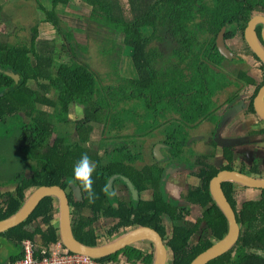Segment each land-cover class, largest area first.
Wrapping results in <instances>:
<instances>
[{"label": "trees", "instance_id": "16d2710c", "mask_svg": "<svg viewBox=\"0 0 264 264\" xmlns=\"http://www.w3.org/2000/svg\"><path fill=\"white\" fill-rule=\"evenodd\" d=\"M30 2L34 3L33 7L43 11L41 22L47 23L51 35H60L62 45L59 47L51 41L44 42V45L40 44V41L37 43L41 34L38 24L41 22L33 26L34 34L29 41L13 42L0 39V119L6 122L9 117L21 111L31 115L29 120L19 123L23 131L19 136V146L22 154L33 162L30 166L34 171L31 176L26 175L24 171L18 172L15 176L18 182L15 196L0 190V219L10 216L22 206L26 190L31 187L53 184L68 187L75 162L83 153H87L96 164L93 188L97 199L90 204L85 194L84 203L77 204V211L83 206H89L95 214L102 212L106 217H113L117 222L106 233L109 239L120 226H152L165 240L167 239L173 253L172 264H190L228 230L227 219L213 200L209 183L221 168H233L235 153L232 147H223L226 163L222 167H218L213 161L210 162L217 155L215 149L218 143L215 138L210 141L212 151L203 152L193 158L192 167L199 164L195 174L200 181L195 186H189L187 192L182 195L189 201L188 206L179 205L167 194L162 179L165 172L160 163L135 168L133 163L138 155L135 158L120 156L115 152L112 140L115 139L114 136L121 135L120 130L128 132L129 136L132 135L129 133L131 127L126 128L128 122L132 123V128H140L135 119L122 120L128 113V103L133 102L135 108L130 110L127 116L147 117L148 126L145 133L153 134L158 125L170 124L169 127L163 128L165 131L161 139L162 149L168 151L170 159L180 160L182 154H176L175 150L188 143L189 129L195 128L204 120L210 119L217 123L221 118L216 114V109L222 106V101H216L217 95L227 90L230 85L235 86L236 91L228 90L227 92L231 93L225 102L223 101L233 103L240 96V85L256 84V78L248 73L250 64L245 63L243 59L225 58L216 46V37L223 26H227L226 39L243 33L254 11L264 10V0ZM79 5L85 9L90 7V14L78 11ZM62 9L76 11L73 16L80 23L77 28L84 31V36H89L91 48L86 43L75 41L73 29L63 25L59 18V11ZM115 33L123 34L121 42L117 43L114 39ZM105 39L108 40L107 45H102ZM38 45H41L42 49L39 50ZM92 49L104 54L111 70L105 71L104 74L99 71L91 57L87 56ZM124 49L128 51L134 69L129 73L130 76L118 71L121 69V60L117 59V55ZM101 54H97V58ZM255 58L259 61L258 57ZM233 62L242 65L237 71V78L228 77L224 68L226 63ZM261 68L264 70L263 63ZM12 73L18 74L20 80L17 81ZM31 80L35 87L29 85ZM263 83L264 79L257 84L252 97L249 98L248 112L255 113L253 99ZM52 91L53 97L49 96ZM71 102L86 104L85 117L76 121L73 126L68 125ZM38 104L51 107L52 112L39 108ZM142 106H146L148 112L137 113V109ZM35 112L38 114L33 115ZM168 113L178 116L168 120ZM160 118L164 121H160ZM96 124L102 125L99 141L111 142L104 150L101 145L97 148L91 146L93 141L90 146L85 145L92 133L99 131ZM60 129H63L65 134L51 142L52 133ZM180 130L184 132L179 133ZM74 131L78 132V137L72 141L71 134ZM110 131L117 134L112 136ZM260 132L264 134V127ZM98 148L102 149L104 154H116V157H108L106 161L101 158ZM184 156V160H188L186 153ZM259 165L257 161L254 162L251 172L262 175ZM156 173L158 177L155 176ZM114 174L127 175L139 191L151 187L153 198L141 200L138 197L136 200L124 202L116 196H106L103 189L108 188V180ZM236 187L237 185L230 181L223 183V189L241 225L240 237L231 251L208 264H264V189H260V194L255 199L246 200L239 205L235 196ZM6 195L7 202H2L1 198ZM54 200L52 196L43 198L28 219L0 233V239L5 238L22 245L24 239L34 240L37 234L42 236L45 245L56 242L58 229L54 223ZM193 203L203 208L202 216L195 221L185 218L190 214ZM165 216H169L173 221L171 233L167 232ZM95 219L96 217L80 216L74 221L76 237L86 244L98 242L92 225ZM38 220L45 224L46 229H42L41 224L34 225ZM204 223L210 229V234L201 235L198 241L192 243V236L200 233ZM37 252L40 254V250ZM21 255L23 257V250ZM119 256L125 257L128 264H152L154 255L147 254L138 247L127 246L98 261H117Z\"/></svg>", "mask_w": 264, "mask_h": 264}, {"label": "rangeland", "instance_id": "374dc122", "mask_svg": "<svg viewBox=\"0 0 264 264\" xmlns=\"http://www.w3.org/2000/svg\"><path fill=\"white\" fill-rule=\"evenodd\" d=\"M0 1H1V4L4 6V9H3L4 11L1 12L2 17L0 18L2 19V21H5V22H1V25H0V39L9 40L13 42L14 41H26V40L29 41L32 34H34V31L32 30L33 28L32 26H34L35 24L37 25L38 21L39 22L42 21L43 11H41L39 8L33 7L34 3L30 2L31 0L29 1L28 0H0ZM76 4H79V3L76 2ZM79 6H80L79 8L80 10L78 11H81V12L85 11L87 15L90 14V10H91L90 7H87L85 9L82 5H79ZM74 12L76 11H73L71 9H62L61 11H59V18H61L63 25L69 29L77 28L78 25L80 24L74 19V16H73ZM44 23L45 22H41L40 24H38V28L41 34L39 35L40 37L37 38V43L38 41L41 42V40L51 39L50 40L51 43H55L57 46L61 47L62 40H61L60 35H57L56 33L51 35L50 27L47 25H43ZM74 24H76L77 26H75ZM76 32L77 31H74L75 41H81L82 43H86L89 45V48H91L92 42L89 36L87 35L84 36L83 35L84 33L78 34ZM115 34L116 35L114 39L117 41V43L121 42L123 34L122 33H115ZM107 42L108 40L105 39L104 41H102L101 44L107 45ZM229 42L232 43L234 41L229 40ZM21 45L23 44L21 43ZM93 45L95 46V44ZM231 46L233 47V44ZM94 49H92V51L89 52L90 54L87 53V56L91 57L90 59H92L93 64L96 65L99 71H101L103 74L105 71L109 69L111 70V66L108 65V60L104 58V54L97 52V50L94 51ZM235 50L237 49L235 48ZM123 52L117 55V59H119V57L121 59V67H120L121 69H119L118 71L123 75L130 76L129 73L133 69L131 59H130V56L127 54L128 51L126 49H124ZM97 54H101L100 57L97 58ZM63 57H64V54H63ZM31 58L33 59V63H35V58L32 54H31ZM60 58H62V55L60 56ZM241 67H242L241 63L238 64V63L233 62V63H226L224 68L226 70L233 71L234 74H232V76L234 75L233 78H235L236 72ZM253 67H251L252 68L251 72L257 77V82L262 81L264 74L262 73V71L260 74H258L257 68H253ZM248 73L250 74V69H248ZM109 82H111V80H109ZM29 84L35 87V84L33 83L32 80L31 82H29ZM248 86H245L244 84L240 85V87L238 86L241 90L240 96L244 95V93L242 92H244ZM254 89L255 87L253 86V90ZM228 90L236 91V88L235 86L230 85V87L227 88V90L217 95L216 101L217 102L222 101L220 105L225 104L224 102L227 96L231 93V92H227ZM49 95L53 97L54 92L52 91L51 93H49ZM239 100L241 101L243 99L240 98ZM245 104L246 103H242L241 105L242 107L238 111L244 110ZM85 105H86L85 102H81V103L71 102L70 109H69L68 125L73 126L75 125L76 121L81 120L83 119V117H85L86 115ZM38 106L43 107V105H40V104H38ZM224 107L225 106L223 107L219 106V108L216 111V114L224 116L225 115L224 112L226 110V108ZM46 108L48 110L49 109L52 110L51 107L46 106ZM134 108H135V105L133 104V102L128 103L127 115H129L130 110H134ZM238 111L236 112V110H234L232 111V113L236 112L235 115H237L239 113ZM141 112H145V113L148 112V108L146 106L139 107L137 109V113H141ZM25 113H26L25 111H21L19 112V114L9 117L8 121L6 122L0 119V160L4 162V164H0V170H1L0 171V183L4 184L5 186H7L6 182L8 184L13 183V179L15 178L14 175H17L19 171L20 172H22V170L24 172L26 171L25 170L26 164L27 166L30 165L29 159H27L23 154L20 155L19 153H17V151L21 150L19 147L18 138L21 134H23V131L20 128L21 125L19 123L22 120L24 121L28 120V115H26ZM127 115L125 114L124 115L125 117H123L122 120L131 121L132 119H135L137 121V124L140 125V128H136V129L141 130L142 132H144L147 129V126H148L147 117H142L141 115L140 116L138 115L136 116V118H130ZM134 116L135 114L133 115V117ZM173 116H178V115L170 114L167 117L168 120L173 118ZM228 119L229 117H227L223 121L217 122L219 124L218 125L219 129L216 130L215 133H216V137L218 138L217 140L219 141V144L221 142L222 144H225V145L231 144L232 146H234L235 156H234L232 166L234 168L243 169L246 172H251L254 166V162L257 160L258 164H260L259 169L262 175H264V136L259 135V134H250V131H244V129L240 130V128H238L239 131H243V132H240V134L235 135L234 132H236L237 129L235 127V124H233L234 119H231V121H228ZM160 121H164V119L160 118ZM128 124L129 125H126V128L130 126L132 129V123L128 122ZM95 126L99 128V131L95 133L93 132L94 134L92 133L90 140L87 141L85 145L90 146V142L93 141L91 146L97 148L99 145H101L102 149L104 150V147L105 146L109 147L111 142L103 141V140L99 141V138L102 133L100 131L102 125L96 124ZM208 129L205 130V125L201 126L200 124H198L195 126L192 132L194 133L200 132L199 133V136H200L204 131H208ZM251 129H258V128H255L254 124H251ZM178 132L183 133L184 131L180 130ZM119 133H121V135H117L118 138L114 136L115 134H117V133H114V131H110L109 133L115 138L114 140H112V146L116 150L115 151L116 153H119V155L122 157L131 156L135 158L136 155H138L135 161H140V160L149 161L153 159V154H151L150 149L148 150L146 144L139 145L140 140L132 135L131 136L127 135L128 132H124L120 130ZM64 134H65V131L63 129L57 130L54 133H52L50 140H52L55 137L62 136ZM154 138H157V135H155ZM75 139H76V136H72L71 140L74 141ZM210 140H211L210 136L205 137V140L201 142L199 141L194 142V140H192L188 145L186 144L181 149L179 150L176 149L175 150L177 152L176 154L178 153L182 154L180 158L184 159L185 158L184 153H186L188 159L191 158V160H188V161L192 162L193 158H195L196 156H199L203 152L212 150V147L207 144L210 142ZM220 147H221V144H220ZM220 147H216V150L219 151V153H221L223 150ZM102 149H97V151L101 154L102 159H105L107 161L108 157L113 158V159L116 157V154L114 155H111L110 153L109 155L104 154ZM163 152H166V150H164ZM3 157L5 159H3ZM215 160L216 162L219 161V164H221L222 161H224L223 153H221V155L220 154L216 155ZM184 162H187V161H184ZM151 163H154V162H151ZM3 169H4V172H2ZM194 169L197 171L199 169V166H196ZM191 172H192V169L188 173H191ZM155 176L158 177V173H156ZM180 181H181L180 184L185 183V180L184 181L180 180ZM188 185L189 184L186 183L185 188H187ZM186 191L187 190L184 189L182 192H180L181 196L178 199L185 201V198L182 195ZM259 194H260V190L258 189H251V188H246V187L238 186V185L235 189V196L239 201V205L246 200L255 199ZM202 211H203L202 207H200L199 205H194L193 209L190 211V215L188 216V219L195 221L197 218H199L202 215ZM209 234H210V229L204 223L201 226L200 233L192 236L191 242L195 243L197 240L200 239L201 235L208 236ZM0 264H3V263H0Z\"/></svg>", "mask_w": 264, "mask_h": 264}, {"label": "water", "instance_id": "95a60500", "mask_svg": "<svg viewBox=\"0 0 264 264\" xmlns=\"http://www.w3.org/2000/svg\"><path fill=\"white\" fill-rule=\"evenodd\" d=\"M261 17L262 16H260V14H255L251 17L245 27L244 36L254 56L258 57L260 64H264V33L263 41L256 33V25L264 22V20H260ZM226 29L227 26H223L216 37V46L219 52L229 60L242 58L246 61L248 58L247 55L233 50L230 46H228L225 38ZM12 76L17 81L20 80V76L18 74L12 73ZM241 102L243 103L242 100ZM253 105L256 116L262 123H264V83L260 86L253 99ZM241 107V104L235 105L232 111L240 109ZM224 119H226V116H223L221 121ZM217 139L218 138L216 137L218 145L221 144V147L227 146V144L225 145L221 142L219 144ZM160 146L161 144L158 143L155 149L157 159H162L164 157ZM217 162L218 164L216 165L218 167H222L223 161L221 164H219V161ZM114 177H116V175L109 178L108 189H112ZM121 179L129 186L135 196L136 191L133 189L129 178L122 176ZM226 181H230L236 185L246 188L258 190L264 189V175L246 172L239 168H221L216 175L211 178L209 183L210 193L213 200L227 219L228 230L222 238L216 240L208 247V249L200 253L190 264H208L211 261L223 256L233 249L240 237L241 225L238 222L236 211L223 189V183ZM71 186L74 187L78 194L82 193L81 189L76 184L72 183ZM46 196H52L55 199L54 215H56V223L58 222V225H55L58 229V239L63 245V247H61L62 251H70L94 259H102L112 256L136 242L150 241L154 249L152 264H168L166 261L168 257L167 240H165L163 235L156 228L149 225L136 224L134 226L126 227L124 231L116 232L110 240H106L104 242L100 240V242H97L96 244H86L85 242L79 240L73 229V215L67 191L58 184L39 185L31 189V192L25 198L22 206L15 213L6 218L0 219V233L15 227L28 219L41 200ZM164 219L167 229L168 227L173 228V221L169 218V216H165ZM35 240L41 243L40 241H42V236L37 235ZM52 245H55V243H52ZM134 247H136L135 244Z\"/></svg>", "mask_w": 264, "mask_h": 264}, {"label": "crops", "instance_id": "0c3cea01", "mask_svg": "<svg viewBox=\"0 0 264 264\" xmlns=\"http://www.w3.org/2000/svg\"><path fill=\"white\" fill-rule=\"evenodd\" d=\"M4 9V6L1 4V1H0V17H2L1 16V12L2 11H4L3 10ZM255 14H260V16H262L261 18H260V20H264V10H261V11H256V12H254V14L253 15H255ZM251 19V18H250ZM1 22H5V21H2V19L0 18V25H1ZM39 22V21H38ZM43 25H47V23L45 22ZM33 27V26H32ZM73 29V32L74 31H77L76 33H78V34H80V33H84V31L82 30V29H79V28H72ZM75 36V35H74ZM232 39H234V42H232V43H230L228 40H227V44L229 45V46H231L232 44H233V47L234 48H236V49H239L240 47H242V44L245 42V44H246V46L248 45V43H247V41H246V38H245V36H242V35H240V33H238L234 38H232ZM231 39V40H232ZM51 39H47V40H41V43L40 44H43L44 45V42H47V41H50ZM39 46V50L40 49H42L40 46L41 45H38ZM245 46V45H244ZM244 46H243V48H241L240 50H239V52L240 53H243L244 55H248V58L250 57V51L248 50V51H244L243 49H244ZM249 46V45H248ZM232 47V46H231ZM250 48V47H249ZM245 49H246V47H245ZM235 50V49H234ZM251 50V49H250ZM124 53V52H123ZM128 54V53H127ZM129 55V54H128ZM130 56V55H129ZM247 58V59H248ZM119 60H121L120 58H119ZM250 62H251V64H257V63H255V61H253V60H250ZM34 83V82H33ZM35 84V83H34ZM30 85V84H29ZM30 86H32V85H30ZM254 91L255 90H253V86L252 85H250L249 86V88L247 87V89L244 91V92H242V93H244V95H242V96H240L236 101H240L239 99L240 98H242L243 100V103H246L245 105H244V109H246L247 108V105H248V102H249V98L253 95V93H254ZM50 96V95H49ZM247 96V97H246ZM247 99H246V98ZM76 103H78V102H76ZM226 104V105H225ZM225 104H223L222 106H220V107H223V106H228L229 107V105H228V103H225ZM41 105V104H40ZM47 106V105H46ZM46 106H44L43 105V107H41V106H39V108H42V109H44L45 111H48V112H52V110H48L47 108H46ZM218 109V108H217ZM217 109H216V111H217ZM239 109H237L236 110V112L238 111ZM243 111V110H242ZM242 111H238L239 113L237 114V115H235V113H232L231 112V115L229 116V119H228V121H231V119H234L233 120V124H235V127H236V132H234V134L235 135H238V134H240V132H243V131H239V129L238 128H240V130H243L244 129V131H250V129H251V124H253L254 123V125L255 124H258L259 125V127H262L263 125H262V123H260L259 122V119H258V117L255 115V114H251V113H246V115L242 112ZM38 113H34L33 115H37ZM171 113H168V115H170ZM233 114V115H232ZM172 115V114H171ZM218 115V114H217ZM218 116H221V115H218ZM222 117H223V115L221 116V118L219 119V121H221V119H222ZM31 118V115H29L28 116V120ZM173 118H177V116H173ZM205 121V120H204ZM204 121L203 122H201L200 123V125L202 126V124L204 123ZM169 123H166V124H164V125H162V126H160V125H158V128L156 129V130H154V132H153V134L152 133H145V132H142L141 130H138V129H136V128H130L129 129V132H131V134H132V136H134V137H136L137 139H139L140 141H139V145H147V148H148V150L150 149V152H151V154H153V159H151V160H149V161H151V162H154V160H155V157H154V149L156 148V145L158 144V143H162V141H161V139L164 137V131L165 130H163V128H165V127H169ZM204 125V124H203ZM219 124L218 123H216V122H214V121H212V120H210V119H207L206 121H205V130L206 129H208V131H204L200 136H199V133H194V132H192L193 131V129L194 128H192V129H189V132H190V136H189V138L191 139L188 143H187V145L192 141V140H194V142L196 141V142H198L200 139H203L204 137H207V136H210V139H212V138H215L216 137V130H218L219 129V126H218ZM171 127H172V125H171ZM218 128V129H217ZM57 131V130H56ZM210 131V132H209ZM55 132V131H54ZM53 132V133H54ZM205 132H206V134H205ZM155 135H157V138H154L155 137ZM72 136H76V138L78 137V132L77 131H74L72 134H71V138H72ZM55 138H57V137H55ZM55 138H53L52 140H50L51 142H53L54 140H55ZM18 140H19V138H18ZM161 141V142H160ZM227 146H231L232 148H234V146H232L231 144H227ZM20 147V146H19ZM162 145L160 146V149H161V151H162V153H163V155L165 154H168V151H166V152H163V150L164 149H162ZM217 147H220V145H217ZM221 149H223V147H220ZM99 149V148H98ZM216 150V149H215ZM212 151V150H211ZM17 153H19L20 155L22 154V151L20 150V151H17ZM221 153H223V150H222V152ZM221 153H219V151H217L216 150V154L218 155V154H220L221 155ZM3 159H5L4 157H3ZM158 160H160V161H162V164L163 163H165L166 161H167V164H173L174 162H172V161H174V159H170L169 158V160H162V159H158ZM182 160H184V159H180L179 160V162H184V161H187V162H184V165H182L183 167H177V165H175V164H173L172 166H173V169L171 168V169H169V170H167L166 172H168V173H164V175H163V182L165 183V188H166V191H167V194H169L170 196H172L173 198H175V199H178L181 195H180V192H182L184 189L185 190H187L188 188H189V186H195V185H197L198 183H199V181H200V179H199V177L195 174V172H196V170L194 169L196 166H198L199 164H196L194 167H192V163L194 162V160L192 161V162H189L188 160H191V159H188V160H184V161H182ZM210 160V159H209ZM29 161V160H28ZM148 160H140V161H136V162H134L133 163V167H135V168H141L142 166H144L145 164H142V163H145V162H147V163H149V164H151V162H149ZM214 162V163H216V164H218V162H216V160H215V158H214V160H212L211 159V161L210 162ZM30 162V165L33 163L31 160L29 161ZM0 164H4V162H2L1 160H0ZM27 166V164H26V168H25V174L26 175H28V176H31L32 174H33V170L31 169V166ZM164 165H166V163L164 164ZM27 169H29V170H27ZM192 169V172L191 173H188L190 170ZM1 171V170H0ZM2 172H4V169L2 170ZM22 172H23V170H22ZM14 176H16V175H14ZM125 176V175H124ZM167 176V177H166ZM128 177V176H127ZM164 177H166V179L164 180ZM180 180H185V183L183 184H180L181 183V181ZM175 183V184H174ZM186 183H188L189 185H188V187L187 188H185V185H186ZM0 185H1V187H0V190H1V192H7V193H11V195H13V196H15L16 195V187H17V185H18V182L15 180V178L13 179V183L12 184H8L7 182H6V185L7 186H5L4 184H1L0 183ZM35 187H37V186H35ZM34 187H31V188H29V189H27L26 190V197L28 196V194L30 193V190L31 189H33ZM14 189V190H13ZM169 189H170V191H169ZM152 191L153 192V189H151V187L150 188H148V189H146L145 191H142L141 192V195L139 196V198L141 199V200H150V199H152L153 198V194H150L149 193V191ZM148 191V192H147ZM169 191V192H168ZM187 192V191H186ZM185 192V193H186ZM146 196V197H145ZM7 198H8V196L6 195L5 197H2L1 198V201L2 202H7ZM134 199V198H133ZM137 198H135L134 200H136ZM54 203H55V200H54ZM54 223L56 224V225H58V222L56 223V220L54 219ZM37 224H41V226H42V229H46V226H45V224L44 223H42V221L41 220H38L37 221V223L36 224H34V225H37ZM171 231H172V228L171 227H168V229H167V232L168 233H171ZM99 232L100 231H98V233L97 234H99ZM2 233V232H1ZM102 234L103 235H106V233H100L99 234V237H98V242H100V238H103L102 239V242H104V241H106V240H110L107 236H102ZM36 236H37V234L35 235V238H36ZM1 240V242H2V244L0 245V263H4V262H7V261H10V260H12V261H15V260H18V259H21V257H22V250H23V241H22V245H17L14 241H12V240H8V239H5V238H2V239H0ZM35 240V239H34ZM33 240V241H34ZM41 243H39V242H37V245H36V247H37V249L38 250H43V245H44V243H43V241H40ZM142 242V243H141ZM140 243L141 244H138L139 246H140V249H142L143 250V252H146L147 254H153L154 255V251H153V247H152V245H151V243H150V241H141ZM136 245H137V243H136ZM137 245V246H138ZM167 263L168 264H171L172 263V261H173V253H172V251L170 250V247H168V257H167ZM102 264H127L126 263V261L123 259V258H121L120 256H119V258H118V260L117 261H107V262H101ZM137 264H139V263H137Z\"/></svg>", "mask_w": 264, "mask_h": 264}, {"label": "flooded vegetation", "instance_id": "af4514ba", "mask_svg": "<svg viewBox=\"0 0 264 264\" xmlns=\"http://www.w3.org/2000/svg\"><path fill=\"white\" fill-rule=\"evenodd\" d=\"M256 11H258V10H256ZM256 11H254V12H256ZM245 30V29H244ZM256 33H257V36L263 41V33H264V22H262V23H260V24H257L256 25ZM240 35H242V36H244V31H243V33H240ZM232 38H230V39H226V40H231ZM233 41H234V39H232ZM264 42V41H263ZM245 45V46H244ZM229 46V45H228ZM243 46H244V51H250V57L246 60V61H244L245 63H247V64H250V75H252L253 77H255L256 78V80H257V77L251 72V67H253V68H257V70H258V74H260L261 73V71H262V73L264 74V70L261 68V64L259 63V61L255 58V56H254V54H253V52L250 50V48H249V46L247 45L246 46V44H245V42L242 44V47H240L239 49H237L236 51H239L241 48H243ZM245 47H246V49H245ZM230 48H232L233 50L235 49L234 47H231L230 46ZM248 56V55H247ZM242 59V58H241ZM250 60H253V61H255V63H257L256 65L255 64H251V62H250ZM244 62H242L241 61V63H244ZM225 71H226V74L228 75V77L230 76L231 78H233V76H232V74H233V71H230V70H226L225 69ZM230 71V72H229ZM235 78H237V72H236V76H235ZM263 79H264V76H263ZM262 79V80H263ZM261 82V81H260ZM260 82H256V84H251L252 86H254L255 87V89L257 88V84L258 83H260ZM250 86V85H249ZM248 86V87H249ZM254 89V90H255ZM252 97V96H251ZM238 104H241L242 105V102L241 101H235V102H233V103H228V105H229V107L228 106H225L224 108H226V110H225V112H224V116H226V118L227 117H229L230 115H231V111H232V109H233V107L235 106V105H238ZM248 106V105H247ZM245 115H246V113H251V112H248V109L246 108V109H244L243 111H242ZM251 114H255V113H251ZM256 115V114H255ZM259 119V118H258ZM259 122L260 123H262L260 120H259ZM204 125H205V121H204V123H203ZM202 124V125H203ZM254 124V123H253ZM262 127H259V125L258 124H255L254 125V127L255 128H258V129H251L250 130V134H259V135H262V136H264V134H262L261 132H260V129L261 128H263L264 127V123H262ZM218 129V128H217ZM191 139L189 138V141H190ZM205 140V137L203 138V139H200L199 140V142H201V141H204ZM188 141V142H189ZM211 141V140H210ZM205 143H207V142H205ZM159 144H161L162 146H163V143H159ZM209 146H210V142L209 143H207ZM156 149V148H155ZM155 149H154V157H155V160H154V163H151V164H149V163H147V162H145V163H142V164H145V165H154V164H156V163H160L162 166L161 167H163V169H164V172H166L167 170H169V169H173V164H175V165H177V167H183L182 165H184V162H179V159H176V158H174V161H172V162H174L173 164H167V161L165 162L166 163V165H164L165 163H161L157 158H156V152H155ZM233 149V152L235 153V148H232ZM204 153H207V151L206 152H204ZM163 154V153H162ZM169 155L168 154H164V157L162 158V160H169ZM257 161V160H256ZM255 161V162H256ZM258 162V161H257ZM144 165V166H145ZM158 165V164H157ZM160 166V165H159ZM114 175H116V177H114V179H113V186H112V189H110V190H112V191H114L115 193H116V197H118L119 199H121V200H123L124 202H128V201H131V200H133V198L135 199V198H138L140 195H141V192L142 191H139V189L137 188V187H135V185L133 184V182L131 181V179L129 178V180L131 181V183H132V186H133V189H135V191H136V195L134 196L133 195V192H132V190L129 188V186L125 183V182H123L122 181V179H121V177L122 176H124V175H120L119 177H118V175L117 174H114ZM113 177V176H112ZM125 177H127V175H125ZM167 177V176H166ZM166 177H164V179L166 178ZM115 179H119V180H115ZM71 184H72V182L70 183V185L68 186V187H66L65 189H66V191H67V194H68V197H69V200H70V205H71V209H72V215H73V224H74V221H75V219L77 218V217H80V216H86V217H90V218H92V217H96V219L94 220V222H93V229H94V233L97 235V233H98V231H100L101 233H107V231H109L110 229H112L113 227H114V224L117 222L113 217H106L105 216V214H103L102 212H100V213H94L93 212V209L91 208V207H89V206H83L79 211H77V204H79V203H84V195H85V193H81V194H78L77 193V191L74 189V187H72L71 186ZM77 185V184H76ZM108 185V184H107ZM165 185V184H164ZM165 190H166V188H165ZM143 191H145V190H143ZM167 192V191H166ZM169 192V191H168ZM149 193L150 194H153V192L150 190L149 191ZM169 195V194H168ZM170 196V195H169ZM170 197H172V196H170ZM173 198V197H172ZM171 199V198H170ZM173 199H175V198H173ZM176 200V202L179 204V205H188L189 206V201H187V200H185V201H182L181 199H175ZM182 203V204H181ZM194 205H198V204H195V203H193V204H191V210L193 209V206ZM200 206V205H199ZM201 207V206H200ZM195 208V207H194ZM190 210V211H191ZM193 212H194V210H193ZM192 212V213H193ZM190 213V212H189ZM191 213V214H192ZM79 214H82V215H79ZM190 214H188V215H186L185 216V218L186 219H188V216H189ZM202 216V215H201ZM200 216V217H201ZM198 219V218H197ZM189 220V219H188ZM130 226H134V225H126V226H120L118 229H117V231H115V232H121V231H124L125 230V228L126 227H130ZM88 227H86V229H87ZM114 232V233H115ZM102 236L104 237V236H107V234L106 235H103L102 234ZM101 240L103 239V238H100ZM137 243V245L138 244H141L140 243V241L139 242H136ZM136 243H134L135 244V246L136 247H138V249H140V246L138 245H136ZM151 243V242H150ZM134 244H132L131 246H134ZM151 245H152V243H151ZM152 247H153V245H152ZM140 250H142V249H140ZM143 251V250H142ZM153 251H154V249H153ZM121 258H123L124 260H125V257H121ZM128 264V263H127ZM136 264V263H135Z\"/></svg>", "mask_w": 264, "mask_h": 264}, {"label": "built area", "instance_id": "2783aa9c", "mask_svg": "<svg viewBox=\"0 0 264 264\" xmlns=\"http://www.w3.org/2000/svg\"><path fill=\"white\" fill-rule=\"evenodd\" d=\"M36 242L26 238L23 240V257L15 261H7L3 264H102L94 259L75 252L53 250L47 253L46 247L37 252ZM57 246H61L58 244Z\"/></svg>", "mask_w": 264, "mask_h": 264}, {"label": "clouds", "instance_id": "9594fccd", "mask_svg": "<svg viewBox=\"0 0 264 264\" xmlns=\"http://www.w3.org/2000/svg\"><path fill=\"white\" fill-rule=\"evenodd\" d=\"M225 163H226V160L224 159L222 164H225ZM95 172H96V164L92 161V159L88 156L87 153H83L80 159L77 160L73 166V176H72L71 182L74 184H77V186L81 189V191L86 194L87 200L90 204L94 203L95 200L97 199V195L93 188V184H94L93 174ZM103 191L105 195L109 197H114L116 195L114 191H109L107 187H105ZM99 234H97V239L99 237ZM35 242L37 244L36 240ZM52 243H55V245H52ZM58 244H60L61 246H57ZM43 247H46L47 253H49L53 250H60L61 247H63V245L58 239L56 242H50L48 245L44 244Z\"/></svg>", "mask_w": 264, "mask_h": 264}]
</instances>
